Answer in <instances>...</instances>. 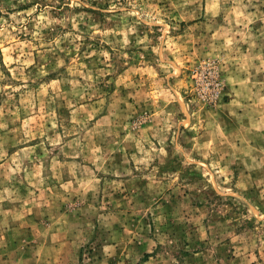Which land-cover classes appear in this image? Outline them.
Segmentation results:
<instances>
[{"label": "rangeland", "instance_id": "obj_1", "mask_svg": "<svg viewBox=\"0 0 264 264\" xmlns=\"http://www.w3.org/2000/svg\"><path fill=\"white\" fill-rule=\"evenodd\" d=\"M0 264H264V0H0Z\"/></svg>", "mask_w": 264, "mask_h": 264}, {"label": "crops", "instance_id": "obj_2", "mask_svg": "<svg viewBox=\"0 0 264 264\" xmlns=\"http://www.w3.org/2000/svg\"><path fill=\"white\" fill-rule=\"evenodd\" d=\"M253 63H254V61H253ZM255 64H257V62ZM229 79L228 80H229L230 84L232 83V85H231V88H229V87L228 88L232 89V91L234 93V98L232 100V104H230V105H231V107H232V105H235V111H237L236 114H240L243 116L245 110L253 108L254 104L253 103H247V104H245V106H243V104H241V99L239 96L246 91H249L250 93L256 94V93H258V90L256 89L255 84H253V85L249 84L250 79H253L252 75L249 76L246 73L245 74L232 73L229 76ZM234 100H238V102H240V103H238V102L233 103ZM255 127L258 128L257 126H255ZM223 128L224 127H222V126H216L215 127V129H217V131L214 132L216 137L220 134V131L218 129L223 130ZM222 134L227 136V131L226 132L223 131ZM246 135H248V134L245 133V136ZM217 142H218V139H217Z\"/></svg>", "mask_w": 264, "mask_h": 264}, {"label": "built area", "instance_id": "obj_3", "mask_svg": "<svg viewBox=\"0 0 264 264\" xmlns=\"http://www.w3.org/2000/svg\"><path fill=\"white\" fill-rule=\"evenodd\" d=\"M196 78H198L199 80H202L203 82H208V84H215V82L217 81V79L215 80V76L214 74H212V72L207 71V70H202L200 73H196Z\"/></svg>", "mask_w": 264, "mask_h": 264}]
</instances>
